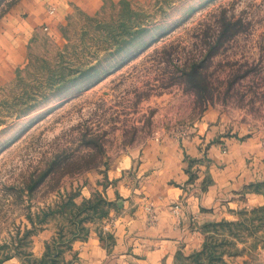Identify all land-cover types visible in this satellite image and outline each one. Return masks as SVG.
Segmentation results:
<instances>
[{"label": "rangeland", "instance_id": "obj_1", "mask_svg": "<svg viewBox=\"0 0 264 264\" xmlns=\"http://www.w3.org/2000/svg\"><path fill=\"white\" fill-rule=\"evenodd\" d=\"M208 117L264 146V0H106L40 31L25 63L0 74V264H40L46 226L87 234L112 206L102 191L81 198L93 172L164 139L206 149ZM188 150L195 178L211 161ZM193 231L205 251L183 250L180 264H264V204Z\"/></svg>", "mask_w": 264, "mask_h": 264}, {"label": "crops", "instance_id": "obj_2", "mask_svg": "<svg viewBox=\"0 0 264 264\" xmlns=\"http://www.w3.org/2000/svg\"><path fill=\"white\" fill-rule=\"evenodd\" d=\"M105 2L0 0L1 76L25 63L29 45L40 31H57L75 11L96 13ZM211 120L208 117L206 123L212 134L206 138V149L192 141L188 150L184 141L164 139L128 152L107 171L93 172L81 188V198L102 191L113 207L87 234L71 240L46 226L32 248L41 257L39 263L180 264L183 250L191 254L201 249L195 225L264 204V191L258 187L264 180L262 133L235 135L217 129ZM187 150L194 156L206 154L211 161L195 178L188 170ZM149 203L155 207V218ZM185 242H189L186 248ZM1 264L26 263L16 255Z\"/></svg>", "mask_w": 264, "mask_h": 264}, {"label": "trees", "instance_id": "obj_3", "mask_svg": "<svg viewBox=\"0 0 264 264\" xmlns=\"http://www.w3.org/2000/svg\"><path fill=\"white\" fill-rule=\"evenodd\" d=\"M194 64H192V67L186 71L188 74H189V77L192 79V80H197L198 79V76L201 74L200 71H199V67H198V64L193 62ZM205 250L200 249V250H196L194 251L193 253L189 254L188 257H191L193 255H195L196 253H198L199 255H201V253L203 254ZM185 257V256H184ZM182 258V257H181ZM180 260V258H179Z\"/></svg>", "mask_w": 264, "mask_h": 264}]
</instances>
